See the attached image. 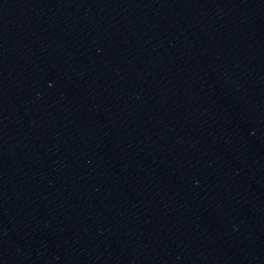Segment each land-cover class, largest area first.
Returning a JSON list of instances; mask_svg holds the SVG:
<instances>
[{
  "label": "water",
  "instance_id": "water-1",
  "mask_svg": "<svg viewBox=\"0 0 264 264\" xmlns=\"http://www.w3.org/2000/svg\"><path fill=\"white\" fill-rule=\"evenodd\" d=\"M0 25L264 262V0H0Z\"/></svg>",
  "mask_w": 264,
  "mask_h": 264
}]
</instances>
